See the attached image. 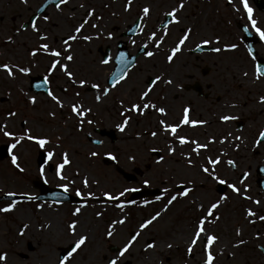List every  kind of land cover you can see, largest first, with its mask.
<instances>
[{
	"label": "rangeland",
	"instance_id": "obj_1",
	"mask_svg": "<svg viewBox=\"0 0 264 264\" xmlns=\"http://www.w3.org/2000/svg\"><path fill=\"white\" fill-rule=\"evenodd\" d=\"M34 1L38 0H32L33 3ZM134 1L139 2L136 7L140 8L141 1ZM98 2L97 0H67V3L59 9V14L57 10L53 9L48 15L47 21L39 20L36 22L39 32L46 37V39H42L41 35H38L32 28L24 31L19 29V24L34 10L35 5L25 2V0H0V63L8 62L30 69L28 74L16 72L15 78L8 77L3 70H0V125H5V130L14 133V136L6 137L3 132H0V146L8 145L7 155L0 159V196L7 192L38 194V187L33 184L38 179L58 186L67 183L68 181L61 180L55 174L52 161L45 163L47 151L53 149L57 153L68 152L71 164L63 170V175L72 181L69 188L79 189L82 193V200L76 205L48 204L18 199L13 210L0 212V252L7 253L9 258L13 257L12 250L15 249L11 238L12 228L29 222L41 224L42 220L38 216L39 211H41L40 213L59 215L60 220H66L65 214H73L76 208H80V213L75 215L76 221L80 223V219L82 224L95 225L97 230L104 229V226L109 227L114 220L129 219L130 217L127 216L129 213L134 218H141L143 215H155L159 211L163 215L161 223L169 235V244L180 243L177 245L178 251L185 257L188 248L185 247L186 235L179 234V228L188 232V228L196 222L204 209L210 205V202H216L220 196H225L226 199L220 201L214 216L208 218V223L217 224L230 237L231 241L243 238V233H246L244 226L250 222L244 217L246 210L251 209L255 213L254 217L264 213V195L259 193L250 178V180L242 182L237 179L240 172L247 173V176H255L253 169L248 170L242 167L236 172L232 171L226 165L228 155L224 154L225 157H223L224 155L221 154L216 145L210 147L208 144L207 149L193 153V147L179 144L176 137L165 132L159 123L161 120L166 123L174 122L175 119H171L170 115H160L154 111L150 113L143 111L142 114L133 111L125 112V109L131 108L132 103L141 104L155 99L151 98L155 96L152 95L144 101L139 100L141 91L146 88L143 84L135 83L133 74L121 86L109 89L107 94L100 89H89L92 84H99L101 88L106 87V85L103 79L105 67L101 66L105 64L100 63L94 50L95 45L101 44L102 41H99L100 35H96L94 29L88 27V22V25L85 24L84 29L78 35V39L69 42L71 44L69 54L73 55L74 59L62 61L74 73L76 83L70 81L59 68L51 73L48 71L50 61L53 59L50 55L42 51H38L35 56L30 55L31 50L37 48L41 43H47L50 49L55 48L63 53L62 38H67L69 34H75L74 26L80 24L79 18L75 15L74 18L72 14L80 13L82 15L86 5L91 4L93 9H99L103 3H108L120 11V6L124 5L125 2L127 3V0H98ZM81 5L83 7H79ZM73 6L79 8L78 12L70 11ZM132 11L133 9L130 8V12ZM18 29L19 31H17ZM84 35H90L93 39L85 41L83 40ZM9 37H11V41ZM222 39H226L223 43L236 42V40H230L228 37ZM173 42L174 40L168 46L166 41V44L164 42L160 44L163 47L161 48L163 52L158 54L161 59H166L167 55L171 54L169 49L174 47ZM262 44L264 48V42ZM188 46L189 44L185 48ZM241 50L238 48V52ZM184 52L185 50L178 53L177 58L184 57ZM241 56L240 65L244 67H241L240 71L230 70L221 73L222 77H225V81H232L230 77L233 74L236 80H246L241 75L244 74L243 70L251 68L252 63L247 56L244 55L243 58L242 53ZM93 64H97V66H91ZM36 75L48 78L49 90L60 99L63 107L57 105L47 93L30 90V77ZM250 77L251 80L257 82L256 85L255 83L252 84L250 89L249 83H243L242 89L238 88V102L240 103V98L242 101L246 100L244 106L240 105L239 113L241 114H238L243 115L246 119L254 121L256 119V124H260L264 120V102L259 99L264 96V78L255 79L254 73ZM80 79H85L87 83L81 86L79 84ZM140 80L145 81V76ZM234 86H236L235 82ZM244 86L247 87L246 90ZM25 93L27 96H23ZM77 93H79L78 96ZM97 95L101 97L99 101L95 98ZM28 97H35L36 102L32 103ZM76 103L83 108H90L91 111L86 112L83 117L77 116L71 111V105ZM9 112H13L15 115L9 116ZM121 113L129 117V123L124 131L117 128V124L124 119ZM95 128L113 130L116 134V140L112 142L108 136H100L94 132ZM25 129H28L31 134L46 136L50 143L41 149L34 141L23 139L15 149L9 152V145L15 143L23 135ZM254 131L256 132L255 129ZM153 132H156L157 135L152 136ZM182 133L177 132V135H183L187 138V135ZM87 135L99 139L102 143H92L88 140ZM214 135L213 132L208 137L211 138ZM191 139L192 137H190ZM169 147L174 148L175 151L170 153ZM92 152H96L97 155L92 156ZM154 152H158V154ZM40 153L45 154L42 166L37 165V158ZM107 153H112L116 159H111ZM243 154L247 155L248 153ZM262 154L264 155V153H259L258 156ZM12 155L18 157L17 163L23 171L11 163ZM217 156L220 157L221 163L214 166L215 174L226 181V187L228 184H235L237 188L243 190L242 193H234L228 187L226 192H223L224 194L215 191V185L219 181L204 173L202 168L209 167L211 171L213 166L207 164V158ZM189 158L192 160L191 164L188 163ZM54 162H60L59 155L54 157ZM176 165L191 167L192 173L183 178L176 174L173 167ZM116 166L134 174L136 180H126L116 170ZM41 168L44 169L43 175L40 172ZM85 177L89 182L87 188L83 186ZM145 179L149 181L148 184L143 183ZM125 187L157 189L160 192L157 196H160L161 199L156 200L155 197L157 196H148L135 200L134 203H127L129 192L120 198V201L125 202L124 208L120 209L116 207L120 201H108L103 195L105 191L115 195ZM184 187L191 189V192L186 197L178 196ZM165 189L167 192L164 191ZM89 191L94 194L93 197L87 196ZM172 195H177L178 198L165 209L164 206ZM146 200L149 201L148 204L143 203ZM11 201L0 199V208L5 207ZM254 201H260L258 207ZM37 205L41 207H37ZM97 212L100 213L99 216L96 215ZM31 214L35 216L29 217ZM59 224H62V221ZM237 229H239V235H237ZM172 248L174 249V247H170L171 251H173ZM200 250L199 245L193 248L195 252ZM211 250H216V245ZM10 260H6L7 262H3V264H9ZM171 263H175V261L168 260L167 263L163 264Z\"/></svg>",
	"mask_w": 264,
	"mask_h": 264
},
{
	"label": "flooded vegetation",
	"instance_id": "obj_2",
	"mask_svg": "<svg viewBox=\"0 0 264 264\" xmlns=\"http://www.w3.org/2000/svg\"><path fill=\"white\" fill-rule=\"evenodd\" d=\"M26 1L35 5V8L19 24L21 31L32 28L31 22L33 20L36 22L44 20L43 17L48 16L53 9L57 10L59 14V9L65 5L62 4L57 9L56 3L58 2H49L41 10L42 5L47 0H38L34 3L32 0ZM139 1H141L140 8L136 7L139 4L138 1H132L130 7L133 9L132 12H130V8L125 10V2L124 5L120 6L121 8L119 7L120 11H117V8L112 4L103 3L99 9H93L91 4H88L82 15L80 13L72 14L73 17L75 15L79 18L80 23L87 21L89 25L86 24L94 29L96 35L100 31L99 41H102V43L95 45L94 50L100 61L102 59L109 60L108 64L101 65L105 67L103 79L106 87L113 89L121 86L133 74L135 83L138 85L143 84L147 88L151 81L159 75L161 80L156 83L149 94V97L155 95L151 97L155 99L145 103H151L156 107H164L166 109L165 115H170L171 119H175L172 123L178 122L182 118L183 109L188 107L191 119L203 120L206 123L196 126L183 125L178 129V132H184L182 134L187 135L189 141L196 140L202 144H209L210 147L212 145L218 146L221 154L228 155L226 165L234 172L242 167L248 170L253 169L255 176H247L244 175L245 172H240L237 179L240 182L251 179L252 184L257 187L259 193L264 195V155L258 156L259 153H264V142L257 143L259 131L264 129V120L260 124H256V119L254 121L239 115L241 114L239 113V107L244 106L246 100L242 101L240 98L239 103V99H237L238 88L242 89L243 83H249L250 89V86L254 83L256 85L257 81L251 80V77L247 78L244 74L241 76L246 80H236L233 74L230 78L236 83V86H234V82L225 81V77L221 75V73L230 70L240 71V68L244 67L240 65L242 61L241 53L243 58L244 55L247 56L252 63L249 70H243L247 75L250 71L252 74L254 73V63L264 66L263 44L251 30L240 0H231V3L229 0H183L184 7L177 14L179 23H168L171 18L166 15L167 12L178 5L179 0ZM249 5L253 8V18L257 20L258 26L264 29V0H249ZM145 6L150 8V14L148 17L141 19L143 16L142 9ZM79 7H83V5ZM78 10L77 6L70 9L71 12H78ZM89 10H93L92 16L86 14ZM164 23H168V30L162 42L165 43L166 41L167 46L172 40H174L172 45L175 46L184 31L191 29L190 38L181 46V50L178 52L185 50L184 57L177 58L178 53H176L172 61H168L167 58L161 59L158 54L163 52L161 51L163 47L160 45L157 47L154 43L146 40L147 35L153 31L157 33V37L164 35L162 27ZM93 24L97 25V28H93ZM246 25L249 26V32L247 33L243 31ZM109 32L112 33L111 38L107 35ZM217 36L221 38L220 42L216 41ZM223 37L236 40L237 48L222 50L219 53L211 51L213 47H223V44H225L223 42L227 39H222ZM205 38H211V42L207 45L201 44V40ZM64 39L66 38L63 37L62 41ZM26 44L28 45V42ZM188 44V48H185ZM197 44H201L199 49L196 48ZM145 45H147L146 48ZM249 45H251V56L247 47ZM171 48L173 47H170L169 51ZM238 48L242 50L238 52ZM145 51H151L154 55L148 57L144 54ZM120 53H124L122 62L129 64L132 57L134 59L132 65L124 70L126 73L125 78L113 87L108 79L112 77L115 71L117 57ZM253 57H255V61H253ZM91 66H97V64ZM245 67H247L246 64ZM143 76H145V81L140 80ZM169 80H171L170 84L167 83ZM246 88L244 86L245 90ZM89 89L93 90L94 88L90 86ZM143 111L146 113L157 112L154 108L144 109ZM157 114L161 115L159 112ZM221 115L235 116L237 119L221 121ZM213 132L215 135L211 137L213 139L210 142L208 135ZM190 137H192L191 140ZM236 137L241 139L236 140ZM222 139L223 143H221ZM187 145L194 147L190 142L185 144V146ZM236 145H239V147L237 148ZM243 153L248 154L244 155ZM229 160L234 162V166L228 164ZM38 183H44L47 188L60 187L51 185L42 179L33 182L34 186L37 187ZM225 190L224 192H226ZM76 191L68 188L66 192L73 199H41L38 193L34 194L37 199L31 201L76 205L82 200L81 196L76 195ZM128 198L129 195L127 197L128 201L138 200H129ZM40 212L38 216L41 218L42 223L27 224L28 228L25 229L23 235H20V229L24 224L12 228L11 238L15 250H12V258H9L6 253V260L11 259L9 264H58V260L71 251V247L74 246V241L78 239L79 235H85L88 239L66 261V264H108L109 258L118 255L119 248L137 231L140 232V235L122 258L123 264H163L167 263L168 260L175 261L171 264H203L205 258L203 241H198L196 244L199 245L200 251H192L191 253L187 251L185 257L178 251L177 245H180V243L170 244L174 247V249L172 248L173 251L170 250L168 247L169 235L165 226L161 223L162 214L146 229L140 230L139 224L145 219H150L154 214L134 218L129 213L127 216L130 218L125 219L124 224L112 226L113 236L108 237L106 230L109 227L104 226V229L97 230L95 225L82 224L80 219V223L77 221L76 232H70L67 225L76 220V216L72 213L65 214L66 220H60L59 215ZM30 216L33 218L35 215L31 214ZM260 216H264V213H261L258 217L244 215L250 222L244 226L246 233H243V238L235 241H231L230 237L217 224H206V229L211 234L218 236V240L214 243L216 250H211L215 258L214 264H223V262L224 264H264V221L259 219ZM52 220L55 221L53 225H51ZM60 221H62V224H59ZM193 226L194 224H191L190 227L188 226L189 228L187 227L188 232L179 228V234L186 235L185 247H188L192 237ZM189 232L190 235H188ZM241 240L243 243H239ZM153 242L155 243L153 248L148 249L145 247L147 243Z\"/></svg>",
	"mask_w": 264,
	"mask_h": 264
},
{
	"label": "snow or ice",
	"instance_id": "obj_3",
	"mask_svg": "<svg viewBox=\"0 0 264 264\" xmlns=\"http://www.w3.org/2000/svg\"><path fill=\"white\" fill-rule=\"evenodd\" d=\"M25 2H26V0H25ZM229 2L231 3V0H229ZM66 3H67V0H58V3H56V8L59 9L62 4H66ZM131 4H132V0H127V3L125 4V10H128L131 7ZM240 4L243 6V10L247 15V20L249 22L251 30L254 32L255 35H257L259 37L261 42H264V29H262L260 26H258L257 20L253 18V8L250 7L249 0H240ZM183 7H184L183 0H179L178 5L176 7H173L171 9V11L166 13V15L171 18V20L168 23H179L180 22L177 14H178V11L180 9H182ZM142 13H143V16L141 17V19L144 17H148L150 14V8L148 6L143 7ZM86 14L88 16H92L93 10H89ZM43 19L45 21H47L49 19V17L45 15L43 17ZM97 19H99V17H97ZM86 23H87V21H84V22L80 23L79 25L74 26V33L75 34H69V35H67V38L63 40V42H62L63 46H64L63 53L61 50H57L55 48L50 49V46L47 43H41L38 45L37 48H33L31 50L30 55L35 56L38 51H42V52L50 55L51 57H53V59H51V61H50V67H49L48 71L51 73V72H54L57 68H59V70L64 72V74L68 77V79L70 81H72L73 83H76V80L74 79V73L71 70H69L68 65L63 63L62 61L63 60L72 61L74 59L73 55L69 54V50L71 48V44L69 42L75 41L78 39V35L82 32V29H84ZM168 23L162 24V27L164 29V35L157 37V33L155 31H153L147 35L146 40L154 43L157 47H159V45L162 43V41L165 39V36L167 35ZM31 27H32L33 31L37 32L38 35H41L42 39H46V37L42 36V34L39 32V29H38V26H37V23L35 20H33L31 22ZM92 27L97 28V25L93 24ZM137 27H139V25H137ZM17 31H19V29ZM133 31H134V29H133ZM141 31H143V29H141ZM243 31L246 33L249 32V26L246 25L243 28ZM190 34H191V29H187L184 31L183 35L178 38V41L176 42L175 46L173 48H171V50H170L171 54L167 55V57H166L168 61L173 60V57L175 56V54L181 50V46L184 45L186 43V41L190 38ZM98 35H99V32H98ZM107 35L109 38L112 37L111 32H109ZM9 39H11V37H9ZM92 39H93V37L90 35H84L83 36V40H85V41H90ZM220 39L221 38L219 36L216 37L217 42H220ZM210 42H211V38H205V39L201 40V44H204V45H207ZM201 44H197L196 48L199 49ZM146 47H147V45H145V48ZM247 47L249 50V55L251 56V54H252L251 45H249ZM236 48H237L236 43H225V44H223L222 48L221 47H213L211 49V51L219 53L222 50H234ZM144 54L148 57H151L154 55V53L151 51H145ZM123 58H124V53H120V55L117 57L118 60H123ZM253 61H255V57H253ZM100 63L106 65L109 63V60L108 59H102L100 61ZM0 70H3L7 74L8 77H12V78H15L16 72H19L22 74H28L30 72V69L28 67H24V66H21L18 64H11L8 62L0 63ZM125 75H126V73L123 70H118L115 74L112 75L111 80H110V85L114 87L119 81H122L125 78ZM244 75H247V73H244ZM254 76H255V79L264 78V66H262L259 63H254ZM160 80H161V77L159 75H157L151 81V83L147 86V88L140 93L139 100L144 101L149 96L150 92L152 91V89L156 85V83ZM47 83H48V78L45 77L43 83L36 85V87H38V88L44 87V85H46ZM86 83H87V81L85 79L79 80V84L81 86L85 85ZM167 83L170 84L171 80L167 81ZM91 87L94 89H100L105 94H107L109 92L108 87L101 88V86L99 84H92ZM47 95L53 101H55L57 105H59L60 107H63V104L61 103L60 99L56 95H54L52 91L49 90L47 92ZM76 95L78 96L79 93H77ZM95 98L98 101L101 99V97L99 95H97ZM28 99L32 103L36 102L35 97H28ZM259 99L261 102H264V96H261ZM149 108H154L155 111H157L161 114L166 113V109L164 107H156L155 105H153L151 103H143V104L132 103L131 108L125 109V112L133 111V112H140L142 114L144 109H149ZM71 111L73 113H76L77 116L83 117L85 115V113L90 112L91 109L90 108H83L80 104L76 103V104L71 105ZM189 112H190V109L188 107H185L183 109L182 118L178 122L166 123L164 120H161V121H159V123L163 127V130L165 132L170 133L171 135L176 137L179 144L185 145V144H188L190 142L191 144L194 145V147L192 148V152L198 153L199 150H201V149H207L208 144H206V143L202 144L196 140L189 141L186 138V136L177 135L178 129L183 125L196 126V125H203L204 123H206V121H203V120L191 119L189 116ZM13 115H15V113L9 112V116H13ZM121 115L124 116V119L121 123L117 124V128L120 131H124L126 126L129 123V117L124 115V113H121ZM234 119H237V118L235 116H230V115H221L220 116L221 121H229V120H234ZM89 123H91V121H89ZM5 128H6L5 125H0V132H3L4 136H6V137L14 136L13 132L7 131V130H5ZM156 135H157L156 132L152 133V136H156ZM23 139H27L28 141H34L37 144V146L41 149H44L46 147V145H48L50 143L49 139L46 136L41 135V134H31V132L28 129H25L23 135L19 139H17L15 143L9 145V152H11L12 149H15L17 147V145L20 143V141ZM212 139L213 138H210V142L212 141ZM235 139L240 140L241 138L236 137ZM261 142H264V129H261L259 131V134H258L257 143H261ZM96 143H102V141H96ZM221 143H223V139L221 140ZM236 147L238 148L239 145H236ZM168 151L171 153V152H174L175 149L172 147H169ZM46 155H47V160L45 161V163L52 161L54 164V168H55V174L61 180L68 181L67 183H63V184L59 185L61 188L64 189L65 192H67L68 188H69V184L72 183V181L68 180L67 176L63 175V170L66 168V166L71 164V160L69 159L68 152L64 151L62 153H57L55 151V149H53V150L47 151ZM57 155L60 156V162L59 163L54 162V157ZM91 155L96 156L97 153L92 152ZM107 155L113 160L116 159V157L114 155H112V153H107ZM130 159H132V157H130ZM161 159H163V158L161 157ZM17 160H18V157L16 155L11 156V163L17 169H19L20 171H23V169L20 168L19 163H17ZM188 163L189 164L192 163V160L190 158L188 159ZM219 163H221L219 156H217L215 158L208 157L207 158V164L209 166H213L212 170L210 171L209 167H203L202 171L204 173L208 174L209 176H211L214 180H218L219 183L225 184L226 181L223 179H220L215 174L214 166L218 165ZM228 164L234 166V162L231 160L228 161ZM40 172H41V175H43L44 169L41 168ZM244 175H248V174L245 173ZM143 183L148 184L149 181L147 179H145L143 181ZM88 184H89L88 179H87V177H85L83 180V186L85 188H87ZM227 187L230 188L232 190V192L237 193V194H240L243 191L241 188H237L235 184H228ZM134 191H137V189L125 187L122 191H119L115 195L108 192V191H105L103 193V195H104V197L107 198L108 201H120V198L124 197L126 193L134 192ZM164 191L167 192V189H165ZM190 192H191V189H189L188 187H184L183 190L178 193V196L186 197L189 195ZM4 195H6L8 197H13V196H16L18 194L14 193V192H7V193H4ZM19 195L28 201L37 199L36 196L30 195L26 192L20 193ZM76 195L77 196L82 195V193L80 192L79 189H77ZM93 195L94 194L91 191H89L87 193L88 197H93ZM178 196L172 195L168 199L167 204L164 206V208L167 209V207L169 205H171L174 201L177 200ZM245 198H248V197H245ZM155 199L160 200L161 197L157 196V197H155ZM225 199H226L225 196H220L219 200H217L216 202H210V205L206 209H204L201 216L198 217L196 222L194 223L193 230H192V237H191L190 242L188 244L187 251L189 253H191L193 251L194 246L197 244V242L203 241L204 242L203 243V250L205 252V258L203 260V264H214L215 258L213 256L211 248L214 245V243L218 240V236L211 234L210 231L206 229V224L208 223V218L214 216V212H215V210L218 209V207L220 205V201H223ZM17 203H18V201L13 199L5 207L0 208V212H9V211L13 210L16 207ZM127 203H134V201H127ZM143 203L148 204L149 201L146 200ZM254 203L259 204L260 201H254ZM124 206H125V202H123V201H120L116 204V207H118L120 209H123ZM37 207H41V206L37 205ZM201 207L203 208V205H201ZM80 211H81L80 208H76L73 215L80 213ZM96 215L99 216L100 213L97 212ZM246 215L248 217H252L255 215V213L251 209H247ZM160 216H161V212H159V211L156 212L155 215L151 216L150 219H145L143 222H141L139 224V229L140 230L146 229L149 225H151L154 221H156L157 218ZM216 219H219V217H216ZM259 219L264 221V216H260ZM124 223H125L124 218L112 221L111 224L109 225V229L106 230V235L108 237H112L113 236V227L112 226L116 225V224L122 225ZM27 228H28V225L24 224L23 227L20 229V235H23L25 229H27ZM67 228L70 232L75 233L76 228H77V221L73 220L71 223H69L67 225ZM139 235H140L139 231H137L135 234L131 235V237L123 244V246L119 248L118 255H116L114 258H112V257L109 258L108 264H123L122 258L125 256V253H127L129 251V249L131 248L133 243L137 240ZM237 235H239V229H237ZM87 239H88L87 236L79 235L78 239H76L74 241V246L71 247V251H69L67 253V255L60 258L58 260V264H66V261H68L73 256V254L76 253L77 250L80 249L81 246L86 243ZM239 243H243V241L241 240V241H239ZM154 246H155L154 242L153 243H147L145 245V247L148 249L153 248ZM168 247L170 248L171 245L169 244ZM6 259H7V254L4 252H0V264H3V262L6 261Z\"/></svg>",
	"mask_w": 264,
	"mask_h": 264
},
{
	"label": "water",
	"instance_id": "obj_4",
	"mask_svg": "<svg viewBox=\"0 0 264 264\" xmlns=\"http://www.w3.org/2000/svg\"><path fill=\"white\" fill-rule=\"evenodd\" d=\"M49 2H58V0H47L41 7V10L44 9V7L47 5V3ZM133 59L134 57H132L130 63H126V62H122L121 60H117V65L115 67V71L113 74H115L118 70H125L129 65H132L133 63ZM111 80V77L109 78V82ZM44 81L43 78L37 76V77H32L31 78V82H30V85H31V89L34 90V91H43V92H48V86L47 84L44 85V87H36V85L38 84H42ZM97 132H99V134L101 135H108L111 140H115V134L112 130H109V131H105L103 129H99V130H96ZM93 142L96 143L97 140H92ZM8 153V146L7 145H1L0 146V159L5 157ZM44 157H45V154L44 153H40L38 155V158H37V163L39 166L42 165L43 161H44ZM117 170L119 172H121L123 174V176L128 179V180H132L135 178L134 175L132 174H129V173H125L123 172V170H121L120 168H117ZM39 187H40V198L41 199H53V200H67V199H73V197H71L70 195H68L67 193H65L64 191H62L60 188H47L45 184L43 183H39ZM216 190L218 192H222L225 190V186L223 184H219L218 187H216ZM158 192L155 191V190H152V189H143V190H138V191H134L131 193L129 199H136V198H139V197H143L145 195H155L157 194ZM3 198H8V199H19V198H23L22 196L20 195H16V196H13V197H8L6 195H1L0 196V199H3Z\"/></svg>",
	"mask_w": 264,
	"mask_h": 264
},
{
	"label": "bare ground",
	"instance_id": "obj_5",
	"mask_svg": "<svg viewBox=\"0 0 264 264\" xmlns=\"http://www.w3.org/2000/svg\"><path fill=\"white\" fill-rule=\"evenodd\" d=\"M251 75H252V72L250 71L248 73V76H246V77L249 78ZM240 81H243V80L240 79ZM23 96H27V93L23 94ZM173 167L175 168L176 174H179L183 178L186 177V176H188V175H190L192 173V168L191 167L188 168L187 166H180V165H176V166H173ZM256 206L258 207V205H256ZM27 217H28V215H27ZM48 223H50V222H48ZM54 223H55V221L52 220L51 221V225H53ZM27 224H31V223L29 222Z\"/></svg>",
	"mask_w": 264,
	"mask_h": 264
}]
</instances>
